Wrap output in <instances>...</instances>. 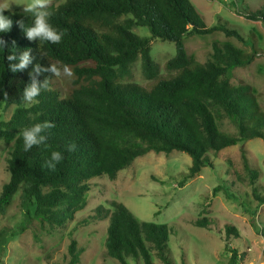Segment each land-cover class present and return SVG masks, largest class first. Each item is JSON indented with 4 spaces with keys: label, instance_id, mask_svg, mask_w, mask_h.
I'll use <instances>...</instances> for the list:
<instances>
[{
    "label": "trees",
    "instance_id": "1",
    "mask_svg": "<svg viewBox=\"0 0 264 264\" xmlns=\"http://www.w3.org/2000/svg\"><path fill=\"white\" fill-rule=\"evenodd\" d=\"M0 9H4L0 6ZM50 24L64 33L59 44L30 40L17 21L28 27L31 14L24 10H4L13 24L0 33V104L17 105L8 120L0 122V134L12 143L8 157L10 179L0 193V214L6 215L17 194L24 207L49 225L74 220L86 207L90 180L101 175L115 179L122 169L150 152H185L192 157L190 175L203 167H213L211 151L253 138L264 139V111L248 83L232 84L230 71L247 66L258 50L246 53L232 43H213L211 58L199 63L188 54L184 37L223 30L245 42L237 30L226 23L208 27L191 0H66L48 6ZM247 19L264 24V2L243 13ZM146 26L150 35L133 31ZM171 41L176 54L163 64L166 73L151 55V42ZM30 51L24 69L12 72L9 64ZM15 53L9 62L6 56ZM141 56L146 84L131 80L132 64ZM68 65L73 75L62 95L59 77L35 71L39 65ZM33 78L41 86L34 102L21 99L23 89ZM45 80L47 89L43 88ZM228 117L237 133L220 128L219 119ZM50 121L54 127L44 143L25 152L21 132L32 124ZM75 144V151H70ZM62 152L58 163L51 151ZM55 165V170L50 166ZM220 186L215 189L217 192ZM111 207L100 205L91 218L109 219L106 254L129 264L128 258H142L154 264L151 250L166 263L170 228L154 222H139L132 211L117 200ZM211 220L198 218L193 223L210 228ZM238 229L227 226V239L238 236ZM3 237L0 231V243ZM84 248L73 239L68 247V264H78ZM229 264H239L240 254L229 248ZM0 264H3L0 258Z\"/></svg>",
    "mask_w": 264,
    "mask_h": 264
},
{
    "label": "rangeland",
    "instance_id": "2",
    "mask_svg": "<svg viewBox=\"0 0 264 264\" xmlns=\"http://www.w3.org/2000/svg\"><path fill=\"white\" fill-rule=\"evenodd\" d=\"M66 0H47L48 6H57ZM198 15L208 27L227 22L237 30L245 42L227 36L223 30L185 36L184 42L191 58L205 63L211 58L213 43H232L243 52L258 50L247 66L230 71L232 84L248 83L264 111V24L247 19L245 11L255 10L264 0H191ZM28 0H0V6L10 12L24 10ZM133 31L142 37L150 35L146 26ZM176 54L171 41L151 42V55L163 64ZM70 77L63 72L58 82L62 95ZM131 80L146 84L141 56L132 64ZM17 105L0 104V122L11 118ZM221 130L237 133L228 117L219 119ZM12 143L0 134V193L9 181L8 157ZM213 167L205 166L190 175L192 157L185 152L150 151L119 171L115 179L108 175L92 178L84 209L75 219L63 225L52 226L34 216L33 208L24 207L16 195L6 215L0 214V258L3 264H68V247L73 239L85 250L78 264H119L106 254L109 219L91 218L96 207H111L110 201L123 202L139 222L167 225L170 237L166 254L172 264H229V248L240 254L239 264H264V139L244 140L218 152L211 151ZM220 186L216 192L215 189ZM210 219V228L193 222ZM238 229L237 235L227 239V226ZM154 264H166L152 249ZM129 264H145L140 258H128Z\"/></svg>",
    "mask_w": 264,
    "mask_h": 264
},
{
    "label": "clouds",
    "instance_id": "3",
    "mask_svg": "<svg viewBox=\"0 0 264 264\" xmlns=\"http://www.w3.org/2000/svg\"><path fill=\"white\" fill-rule=\"evenodd\" d=\"M23 5L24 13L31 14L32 23L28 27L25 26L22 20L17 21V23L24 30L27 38L30 40L39 38L40 41H46L51 44H59L64 33L57 30L50 24L49 20L51 13L48 11L47 0H28V2ZM4 10L5 9H0V33L9 31L13 24V20L8 15L4 14ZM0 48H4V41L2 39H0ZM30 51L31 50L25 51L19 56V63L9 64L12 72H17L18 70L24 69L29 63H31L32 57L29 54ZM6 59L7 61L12 62L17 59V56L15 53L10 52L6 56ZM62 67L63 72L67 74L68 77L73 75V72L68 65H62ZM35 71H47L57 77L61 76V66H58L54 63L50 64V66L45 69H41L40 66L37 65ZM47 87L48 81L45 80L43 88L47 89ZM40 93L41 86L38 84L35 78H33L32 82L23 89L21 99L27 102H34ZM53 127L54 124L50 121H43L24 128L21 132L23 138V150L27 152L33 147V145H40L44 143L46 136L41 135V133ZM75 147V144H73L69 150L75 151ZM51 158L52 160L60 163L63 160L62 152L59 150L51 151ZM50 167L55 170L54 164Z\"/></svg>",
    "mask_w": 264,
    "mask_h": 264
}]
</instances>
